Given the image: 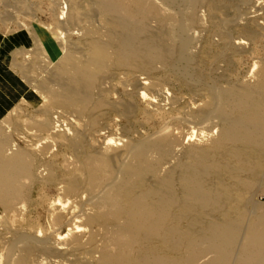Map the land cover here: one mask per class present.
<instances>
[{
  "label": "bare ground",
  "instance_id": "obj_1",
  "mask_svg": "<svg viewBox=\"0 0 264 264\" xmlns=\"http://www.w3.org/2000/svg\"><path fill=\"white\" fill-rule=\"evenodd\" d=\"M59 1L51 0L53 12ZM178 1L187 11L165 9L172 0L167 7L154 0H65L67 12H54L58 32L39 39L30 61L46 67L45 76L27 91L30 105L44 101L35 126L49 143L42 150L20 147L0 118L1 223L12 234L0 241L6 251L0 264H264V205L254 198L264 188V60L253 81L215 85L203 105H191L185 117L206 124V132L192 129L185 144L165 123L127 142L107 136L99 149L67 134L58 138L75 161L63 155L59 165L58 155L49 156L59 128L50 120L55 109L87 119L90 128L112 111L133 118L134 104L108 101L118 72L152 76L160 70L196 95L191 78L199 87L213 80L189 52L195 41L189 33L203 22L196 8L206 0ZM75 26L81 35H68ZM245 48L241 41L232 47ZM142 85L128 96L154 103L146 92H162L161 84ZM171 101L173 108L181 102ZM155 115L144 117L164 119ZM54 186L60 196L43 228L31 216L40 204L33 193Z\"/></svg>",
  "mask_w": 264,
  "mask_h": 264
},
{
  "label": "rangeland",
  "instance_id": "obj_2",
  "mask_svg": "<svg viewBox=\"0 0 264 264\" xmlns=\"http://www.w3.org/2000/svg\"><path fill=\"white\" fill-rule=\"evenodd\" d=\"M154 1H157L156 3L160 6L162 5L161 7L168 6L165 9H170L173 13L179 12L180 9L184 12L189 8L187 4H184L181 1L179 3L178 0H172V2H174V4L170 2L172 5H170L169 2L167 3L169 0L166 1L168 5L164 0ZM175 1L177 2L175 3ZM49 4L53 5L51 4V0H0V118H2V121L5 123L7 122L10 124L7 125V132L10 133L16 144L24 149L30 150H42L44 146L47 145L46 142L49 141L46 136L38 133L35 126L41 116L38 112L43 108L44 101L38 106H32L27 100V91L31 86L34 87L35 85H38L42 79V74L45 76L47 70L43 65H40L39 67L38 64L37 66H33L30 63L35 57L34 54L39 52V39L42 38L43 41H45L51 36V34H57L58 32L56 30V26L58 25H56L55 11L53 12L52 7L49 6ZM64 4L65 0L59 1V5L56 9L57 13L55 12L56 14H60L61 11L67 12V4ZM196 13L197 17L201 19V22L203 21V28L200 27L199 29H194L193 32L191 31L189 33L192 40H195L194 43L192 42L193 44L189 48V52L195 57L194 63H196V65H202V70L209 73L211 79L214 80L215 83H212L213 80L209 82L211 87L209 84H206L207 86L201 85L202 87H199L200 85H196L197 81H193L194 79L191 78L192 83L195 84L194 86L198 87V90L200 91L196 92V95L193 90L190 91L189 88L182 87L181 85H178L177 82L173 83L172 80L174 79L172 75L167 76L160 70L158 71L159 73L156 72L157 74L152 76L141 72L134 74L118 72L116 77L120 76V78L113 79L112 82L110 81L111 85L113 84V90L111 88L107 94L108 101L113 104H119L120 102L124 105L129 103L132 105L134 104L133 106H135L137 110L133 118L129 120L115 111H112L108 113L103 122L101 120L100 123L90 128L86 126L87 119H79L74 114L65 112L62 109L60 110V108H58V110L55 109L52 111L53 113H51L53 115H51L52 117H50V120L52 121L53 127L59 126V128L56 129L58 132L56 131L57 134L55 133V139L51 140L54 144H51V155L49 154V156L58 155L57 160L59 165L63 164L64 160L67 159L75 161V158L67 152L62 144L63 142H60L61 140L58 138L60 136L67 137V134L71 135L67 138H71L76 134H79L80 136L82 135L86 145L88 144L87 147H93L94 144V147L99 149L103 145L107 136L117 140H125L124 142H127V140L131 138L140 139L144 135H152L165 123H167L165 125H167L171 131L173 130L172 132L175 136H182L181 144H185L186 137L193 130H202L206 132V124L203 125L200 123L199 125L198 123L188 121L185 117V113L189 111L192 104L200 107L203 101L206 102L208 91L212 90V87L215 85L216 87H224V85L229 87L230 85L237 86L245 80L253 81L254 74L256 73L254 72L255 69L258 68L260 62L264 60V0H206L200 3V5L198 4ZM154 24L155 23H153L152 26ZM153 27H155V25ZM71 30L72 32H70ZM71 30H67L68 32L65 30L62 31L66 34V37L69 34L73 35V33L74 35L75 33L76 35H81L79 27H72ZM223 32L225 33L224 35L230 39L231 46L225 43L224 37L222 36ZM67 38L64 40L65 42L70 40L69 36ZM240 41L246 43V48L240 51L232 49L233 45ZM22 67H25L26 71L24 74L30 79V81H27L26 77L21 73ZM42 67L43 69H41ZM50 68H52V66H50L49 69ZM143 83L161 84L160 88L162 89H160V91L162 90V92L154 93V91L151 90H148L150 93L148 91L146 92L150 98H153L152 100H154V103H152V101H141L137 98L130 99V96H128L139 91L138 89L143 90ZM124 86L127 92L124 90ZM201 90L205 92V95ZM125 92L126 94L128 93L127 97ZM173 99H179V101H181L179 107H174L175 109L171 104V100ZM147 112L152 113V115H155V112L156 114L161 113L164 119H162V117H154L152 120H147V118H145ZM170 113H172L173 116H171L172 114ZM180 117H182V120L178 119ZM163 120L165 121L163 122ZM215 121L216 120L211 119L210 123H216L217 121ZM145 122L146 124L149 122L148 125H146ZM215 131L213 130V132ZM41 138L43 139L42 143L40 142ZM177 149L180 150V148ZM63 155H65L67 159ZM58 189L59 188H55V186L43 188L37 187L33 193V200L37 201L38 199L40 204L38 206L35 205L36 207L34 206L30 209V212H32L31 216L33 219L35 218L34 220H37L43 228H48L51 223L49 208L51 202H54L60 196V191ZM263 190L264 188L261 192H257L254 197L255 201L260 205H264ZM40 197H44L42 198L43 200H40ZM2 210L3 209L0 207V241L6 243V241L12 239V234L3 228L5 226H3V223L1 222H3L5 214ZM5 252L0 251V256Z\"/></svg>",
  "mask_w": 264,
  "mask_h": 264
}]
</instances>
